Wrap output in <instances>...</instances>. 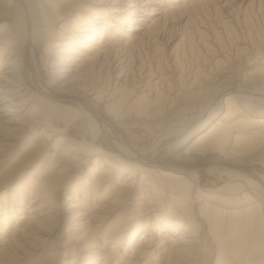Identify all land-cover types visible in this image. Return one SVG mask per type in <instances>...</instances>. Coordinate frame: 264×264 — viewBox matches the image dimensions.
Instances as JSON below:
<instances>
[{
    "label": "bare ground",
    "instance_id": "6f19581e",
    "mask_svg": "<svg viewBox=\"0 0 264 264\" xmlns=\"http://www.w3.org/2000/svg\"><path fill=\"white\" fill-rule=\"evenodd\" d=\"M0 9V264H264V175L248 167L264 163V34L248 30L264 0ZM196 45L203 63L180 67ZM171 117L141 151L113 129ZM55 118L86 120L91 140ZM203 168L230 182L202 188Z\"/></svg>",
    "mask_w": 264,
    "mask_h": 264
},
{
    "label": "rangeland",
    "instance_id": "374dc122",
    "mask_svg": "<svg viewBox=\"0 0 264 264\" xmlns=\"http://www.w3.org/2000/svg\"><path fill=\"white\" fill-rule=\"evenodd\" d=\"M3 11H4V9H0V13ZM263 11H264V9H263ZM263 11H261L260 14L257 13V11H256L255 13L251 14L250 17H248V23H249L248 30L250 28V30H252V32L254 33L255 36L258 34H264V21H263L264 20V12ZM256 16H258V17H256ZM220 21H221V15H213V12H208L207 21L204 22V26L205 27L208 26V28L211 27L210 28V30H211V29H213V27L218 26L220 24ZM3 22H7V20H1L0 24ZM225 32L226 31H224V33ZM191 33H192V35L195 36L198 33L197 28L193 26V28L191 29ZM222 37H225V36H222ZM225 40H226V43L229 42L227 40V38ZM227 47H225V48H227L228 50L231 49V47L229 45ZM199 48H200V46L196 45V49H194L193 54H191V52H189V51L188 52L190 54L188 52L185 53V57H184L185 60H183V59H182L183 61L180 60V62H184V63L180 64V67H183V68L186 67L185 69H189L196 64L203 63V56L204 55H202L199 52ZM194 52H195V54H194ZM196 52H198L200 54L199 57L197 56ZM45 58L47 60L48 57L45 56ZM194 60H196V61L194 62ZM94 81L95 80H93V79L87 78L86 84L88 83V85H91ZM210 90H211V92L215 93V91H213L212 89H210ZM208 91H209V89H208ZM211 92L209 91L210 94L208 93L207 96L212 95L213 93L211 94ZM46 105H47V107L45 108L46 110H48L51 113H53L55 111L54 107L51 104H46ZM75 114L76 113L74 112L72 115H75ZM56 117H57V115H56ZM64 118H69V115L66 114V117H64ZM58 120H59V122H58ZM58 120L55 118L54 121L51 123L52 126L55 127V129L61 130L64 128V130H68V132H70L69 130L71 129L75 133V135H73V136H75L78 140H80L81 136H83L85 133V134H87V139L91 140L90 139L91 138L90 137L91 131L89 130V127H88V124L86 123V120H84L82 118L78 119L75 123H73V127H71V128L67 127L64 122L62 123V119H58ZM176 121H178V123ZM135 122L136 123L131 122L132 124H130V125L126 124V123L123 125H118V126L116 125V127L113 129H114V133L117 136H120V138H123L124 140H126L128 142V144L133 146L137 151H141L145 147L151 146L157 138L161 137L162 134L164 135L169 130L168 127L171 128L172 125L176 126V127H180L179 119L177 120V117H175V119L171 117L169 119V121H167V122L165 121V123L161 122L162 123L161 125L159 123H156V124H154V123L153 124L152 123H143L142 124V122L140 120H136ZM169 123H170V125H169ZM173 123H176V124H173ZM164 130H166V131H164ZM97 148H100L101 150H103L105 152H110V149L105 144L103 145V144L98 143ZM165 161H166V163H170L174 166L182 167V168H184L188 165L186 163H183L182 161L176 160V159L171 158V157L166 159ZM252 163L253 164L249 165L248 167H250L251 169L256 170L259 173L264 175V163L262 164V161H260V162L254 161ZM209 169L210 168H203L202 171L200 172V183H201L202 188L208 187V188L217 189L220 187H224L227 183L230 182V179L227 175H220L218 173V171L209 170ZM112 243H113V241H112ZM70 258H67V260L69 261Z\"/></svg>",
    "mask_w": 264,
    "mask_h": 264
}]
</instances>
